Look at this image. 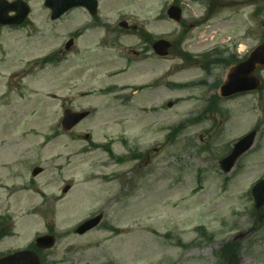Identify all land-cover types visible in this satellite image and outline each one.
I'll return each instance as SVG.
<instances>
[{
    "label": "rangeland",
    "instance_id": "obj_1",
    "mask_svg": "<svg viewBox=\"0 0 264 264\" xmlns=\"http://www.w3.org/2000/svg\"><path fill=\"white\" fill-rule=\"evenodd\" d=\"M170 1L101 0V25L125 15L156 37L178 38L170 58L151 55L115 77L96 66V30L86 32L90 39L81 37L67 61L29 68L24 80L22 73L11 76L73 29L84 28L90 17L83 9L52 21L44 0H30L33 24L0 31V212L10 201L25 209L39 200L34 187L20 188L31 174L19 178L17 170L21 162L25 168L40 163L44 172L36 183L49 201L57 197L47 221L62 232L45 264H264V205L256 209L250 194L264 177V88L216 105L232 61L216 63L211 56L207 73L180 55L236 45L237 55L245 56L264 39V0H182L185 23L167 17ZM136 34L125 37L128 48L140 45ZM119 45L110 43L103 51L104 65L118 69L126 62L111 61ZM199 80L190 87L170 85ZM114 82L128 88L102 90ZM146 82L152 87L138 89ZM68 107L92 113L65 131L61 120ZM254 128L252 149L224 173L219 161ZM67 184L71 188L64 193ZM7 185L15 188L9 192ZM101 212L104 220L95 229L73 230ZM38 221L25 217L21 237L3 239L0 252L23 244ZM197 226H205L213 239L200 235Z\"/></svg>",
    "mask_w": 264,
    "mask_h": 264
},
{
    "label": "water",
    "instance_id": "obj_2",
    "mask_svg": "<svg viewBox=\"0 0 264 264\" xmlns=\"http://www.w3.org/2000/svg\"><path fill=\"white\" fill-rule=\"evenodd\" d=\"M88 1L89 0H47L46 3L53 9V18H56L73 6L87 5ZM10 10H17L18 14L14 17H10L8 15ZM29 11V6L23 0H17L13 3H10L8 0H0L1 23H20L25 19ZM169 14L172 17L180 18V9L172 8L169 10ZM167 45L168 44L164 45L162 53L166 52ZM260 65L264 66V42L254 48L247 59L232 67L228 74L227 82L222 86V95L229 96L238 92L260 88L261 81L256 75V70ZM83 115L84 114L79 116V119L75 120V122L80 120ZM255 132L256 131H253L251 134L241 139L235 144L232 152L221 160V165L226 172L230 171L239 157L253 145ZM253 194L256 205L260 208L264 205V179L260 180L254 187ZM100 218L101 216L88 221L82 226V231L84 232L94 227L99 222ZM20 256L21 255H17L13 258L17 259ZM32 261L34 264H38L36 258L32 259ZM4 262H6V260Z\"/></svg>",
    "mask_w": 264,
    "mask_h": 264
},
{
    "label": "flooded vegetation",
    "instance_id": "obj_3",
    "mask_svg": "<svg viewBox=\"0 0 264 264\" xmlns=\"http://www.w3.org/2000/svg\"><path fill=\"white\" fill-rule=\"evenodd\" d=\"M102 20L101 19H93L92 23L90 25L89 30H96L97 31V35L94 36L95 39V43L99 44V47H106V44L109 43L110 38H113L116 42H119L121 39V35L117 34V29L116 28H111L109 22L107 20H105L106 25H101L100 22ZM113 27H116V25H114ZM2 28H9L12 29L13 26H7V27H2ZM2 31V30H0ZM81 35H77V36H73V41L75 43V41H78V38Z\"/></svg>",
    "mask_w": 264,
    "mask_h": 264
},
{
    "label": "trees",
    "instance_id": "obj_4",
    "mask_svg": "<svg viewBox=\"0 0 264 264\" xmlns=\"http://www.w3.org/2000/svg\"><path fill=\"white\" fill-rule=\"evenodd\" d=\"M226 246H228V245H226ZM224 247H225V246H224ZM228 248H229V247H227V249H228ZM226 251H227V250H226ZM226 251H225V252H226ZM225 252H223V253H225Z\"/></svg>",
    "mask_w": 264,
    "mask_h": 264
}]
</instances>
